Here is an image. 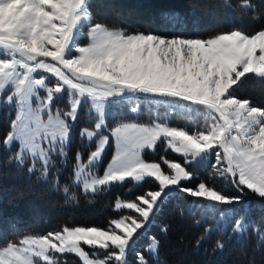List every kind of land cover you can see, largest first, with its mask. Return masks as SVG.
I'll return each instance as SVG.
<instances>
[{"label": "snow or ice", "instance_id": "snow-or-ice-1", "mask_svg": "<svg viewBox=\"0 0 264 264\" xmlns=\"http://www.w3.org/2000/svg\"><path fill=\"white\" fill-rule=\"evenodd\" d=\"M236 6L260 19L252 0H238ZM166 23L182 21L170 16ZM82 37L85 44L79 42ZM249 77L264 84V28L252 35L234 28L208 39L166 38L110 28L94 19L89 0H0V104L15 109L10 131L0 140L9 150L16 145L9 161L47 180L59 171L58 161L67 164L73 125L87 107L94 126L80 131L88 154L75 152L73 184L86 197L125 182L156 185L135 200L117 196L113 210L121 214L105 228L63 225L45 234L14 229V239L0 236V264H67L68 254L82 264H129L128 254L176 193L221 219L236 214L233 206L246 190L264 199V108L236 95ZM65 95L66 106L60 107ZM141 101L154 113L150 123L120 119L108 128L112 106L130 105L136 113ZM170 115L195 127L172 126ZM110 140L114 153L101 174ZM158 144L183 162L165 156L161 162L146 160V150L155 152ZM209 163V180L229 181L238 195L205 181L186 186L193 179L190 166ZM53 187L65 203L77 202L74 191L59 185L58 176ZM247 230L241 214L231 234L242 238ZM253 230L264 246V231L256 225ZM161 231L166 233L167 226ZM159 243L151 237L146 248L154 259ZM216 248L223 250L224 243L217 240ZM136 264L148 261L137 253Z\"/></svg>", "mask_w": 264, "mask_h": 264}, {"label": "trees", "instance_id": "trees-1", "mask_svg": "<svg viewBox=\"0 0 264 264\" xmlns=\"http://www.w3.org/2000/svg\"><path fill=\"white\" fill-rule=\"evenodd\" d=\"M252 2L260 13L259 20H253L250 12L239 9L236 6L238 0H89L94 19L110 28H122L129 33H152L166 38L201 39L227 33L234 28H240L249 35L264 28V0ZM229 4L231 8L227 6ZM170 16L178 17L182 23L175 26L166 23ZM85 41L82 38L79 42L83 44ZM236 95L249 99L254 106L264 108V84L252 77L247 79ZM125 115L112 117L110 123H115L116 117L150 122L144 119V114L138 117ZM171 125L187 127L185 119L179 116ZM7 129L8 124L2 116L0 133L4 134ZM162 146L158 144L156 152L147 153L146 158L159 161L164 154L182 160L181 156L164 152ZM81 147L78 133L73 132L69 147L72 160L67 162L74 160L75 152ZM10 156L7 150L0 151V236L8 239L15 238L14 229L19 230V234L25 231L45 234L59 230L63 225L105 228L110 219L121 214L113 210L117 196L123 200H133L144 191L156 188L151 182L137 185L127 182L113 185L110 191L95 197H86L81 188L72 183L71 167L68 165L58 172L53 170L45 180L39 172L29 174L26 167L19 168L16 163L10 162ZM189 170L193 173V181L184 182L188 187L205 181L227 195L239 194L229 181L209 180L210 163L190 166ZM56 176L61 187L67 185L70 191L75 192L77 202L65 203L63 193L53 187ZM192 201L193 198L176 193L165 204L148 233L128 254L129 264H136L137 253L143 254L148 264H264V246L259 243L258 233L253 230V225H256L264 231V199L246 190L241 202L233 206L236 214L224 219L199 208ZM180 209H183V215ZM241 214L245 215L248 230L244 237L237 238L231 234V227ZM164 226H167L166 233L161 231ZM206 229H210L207 234ZM205 234L207 238L197 246V241ZM151 237L160 242L156 259L146 251ZM217 240L224 243L223 250L216 248ZM65 259L67 264H82L70 254Z\"/></svg>", "mask_w": 264, "mask_h": 264}, {"label": "rangeland", "instance_id": "rangeland-1", "mask_svg": "<svg viewBox=\"0 0 264 264\" xmlns=\"http://www.w3.org/2000/svg\"><path fill=\"white\" fill-rule=\"evenodd\" d=\"M220 34H222V33H220ZM255 34V33H254ZM218 35V34H217ZM216 36V35H215ZM212 37H214V36H212ZM83 38V37H82ZM81 38V39H82ZM209 38H211V37H209ZM206 39H208V38H206ZM87 41H85L83 44H85ZM66 101H67V96L65 95V96H63V97H61L60 99H59V101H58V104H59V106L60 107H65L66 106ZM143 104H142V109H141V107L139 108V110L136 112V113H132L130 110H129V108H130V105H114V106H112L109 110H108V112H107V116H106V121H107V125H108V128L110 129L111 127H114L115 126V124L120 120L118 117H116V119H115V123H110V122H112V117H114V116H118V115H120V114H127V115H125V117L126 116H128V115H130V116H133V115H135V116H137V115H140V114H145L146 113V116L144 117V119H147V120H151V118H152V116L154 115V113L153 112H151L150 110H149V106L147 105V102L146 101H141ZM163 111L164 110H162L161 111V109H160V112L161 113H163ZM87 112H88V109H87V107H83L81 110H80V112H79V118H78V120L76 121V123L73 125V129H72V134H71V136L73 135V132H77L78 133V137L80 138V140H81V137H80V131H81V129L82 128H84V127H93L94 125L92 124V122L89 120V118H88V115H87ZM126 112H128V113H126ZM133 114V115H132ZM4 117V120L7 122V124H8V129L5 131V133L4 134H1L0 133V140H2V138L4 137V136H6V134L10 131V121H11V119H14V116H15V109H14V107H12V106H9V105H7V104H0V119H1V117ZM107 119H109V120H107ZM129 120H134L135 122H138V123H141V124H148V123H150L149 121L147 122V121H145V122H140V121H137L136 119H133V118H131V119H129ZM187 120V119H186ZM177 121V116L176 115H170L169 117H168V122L170 123V125H171V122H173V123H175ZM187 123H188V128L191 130L192 128H194L195 127V125L193 124V123H191L189 120H187ZM177 127V126H176ZM77 130V131H76ZM105 134H107V132H105ZM81 144H82V147H81V149H80V151L82 152V154L84 155V156H87V154H88V145H87V142L86 141H82L81 140ZM93 147H94V145H93ZM163 147V150H164V145L162 146ZM7 150L11 155L16 151V145H13V147L11 148V150H9V149H7L6 147H4L2 144H0V151L1 150ZM170 153H172V154H174V155H178V156H180L179 154H176V153H173V152H171L170 150H168ZM168 151H165L164 150V152H168ZM156 152V151H155ZM155 152H153V151H150V150H146V152H145V159L146 160H148V161H155V162H161V160L159 159V161H156V160H149V159H147L146 158V154L147 153H155ZM113 153H114V144L111 142V140H110V142H109V145L106 147V150H105V152H104V154H103V160H102V163H101V165H100V167H99V171H100V173L102 174V172H103V170H104V168L106 167V165H107V163L110 161V159H111V157H112V155H113ZM69 154H70V152H69ZM161 156H165L164 154H162ZM161 156H160V158H161ZM167 159H169V160H174V161H177V162H183V158H182V160H179V159H177V158H170V157H167V156H165ZM68 160H72L69 156H68ZM212 162H214V157L212 158ZM73 163H74V160L71 162V163H69V162H67V164L66 165H68L69 167H71V172H72V183H73V171H72V165H73ZM65 165V166H66ZM65 166H61L60 165V163H59V161L57 162V168L59 169V170H61L62 168H64ZM163 166V165H162ZM191 181H193V180H191ZM188 182V181H187ZM200 181H198V183H199ZM125 183H127V182H125ZM125 183H123V184H125ZM133 183V185H137V184H135L134 182H132ZM198 183H196L195 185L193 184L192 186H190V187H195ZM123 184H121V185H123ZM75 185V184H74ZM77 186V185H76ZM233 187L235 188V186L233 185ZM155 190V189H154ZM146 191H148V190H146ZM146 191H144V192H146ZM133 200H135V199H133ZM126 211H128V210H126ZM127 214V213H126ZM131 214H133V215H135V213H131ZM150 241H151V239H150ZM150 243V242H149ZM149 245V244H148ZM86 250L87 251H91L90 249H87L86 248ZM71 255V254H70ZM74 256V255H73ZM77 258V257H76ZM77 259H79V258H77ZM80 261V260H79ZM81 262V261H80ZM82 263V262H81Z\"/></svg>", "mask_w": 264, "mask_h": 264}]
</instances>
